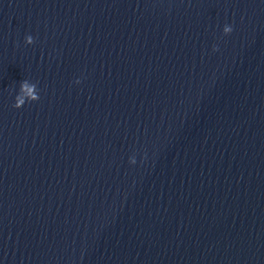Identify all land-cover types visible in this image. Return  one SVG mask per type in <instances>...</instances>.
Wrapping results in <instances>:
<instances>
[{"label":"clouds","instance_id":"9594fccd","mask_svg":"<svg viewBox=\"0 0 264 264\" xmlns=\"http://www.w3.org/2000/svg\"><path fill=\"white\" fill-rule=\"evenodd\" d=\"M225 31L228 32L231 31V29L226 27ZM26 39L28 43H32V37L30 35ZM76 82L79 83V80H77ZM22 93L29 96L31 101H37L39 99L38 93L35 92V86H29L27 82L22 85ZM24 104L25 103L23 97H17V102L15 103L14 107L21 108ZM132 163L134 164L135 161L133 160Z\"/></svg>","mask_w":264,"mask_h":264}]
</instances>
